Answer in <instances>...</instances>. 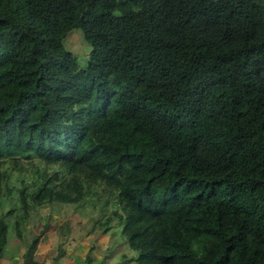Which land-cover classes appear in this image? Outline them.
Masks as SVG:
<instances>
[{
    "label": "trees",
    "instance_id": "16d2710c",
    "mask_svg": "<svg viewBox=\"0 0 264 264\" xmlns=\"http://www.w3.org/2000/svg\"><path fill=\"white\" fill-rule=\"evenodd\" d=\"M4 195L0 264L12 223L100 199L136 264H264V0H0Z\"/></svg>",
    "mask_w": 264,
    "mask_h": 264
},
{
    "label": "rangeland",
    "instance_id": "374dc122",
    "mask_svg": "<svg viewBox=\"0 0 264 264\" xmlns=\"http://www.w3.org/2000/svg\"><path fill=\"white\" fill-rule=\"evenodd\" d=\"M66 45L76 54L79 62L84 65L90 47L83 31L81 29L72 30L66 39ZM21 165L20 171H11V177L8 181L13 196L11 204H19L18 188L24 185H32L36 178L33 174L37 167L46 168L45 164L36 160L33 161V164L22 160ZM59 169L60 167L57 166L49 168V170ZM6 197L8 196L4 195L2 198L0 212L6 211L11 205L9 197L8 199ZM93 199L97 200V195ZM111 207H114L113 203L104 204L103 199H100L96 206L80 207L74 204H63L62 206L50 205L34 210L29 227L22 237L16 236L14 223L10 225V240L8 248L4 252L2 264H34L36 263L34 260L38 261L37 264H86L87 262L84 260L86 255L94 253L96 248L95 238L92 237L89 241V237L100 234L95 229L86 228L92 222L90 217L96 214L95 216L99 218L97 221H107ZM45 221L50 223V227L48 232L43 234V222ZM120 230L121 228L116 241L119 243L114 246L112 253H119L118 258L124 264H136L137 252L132 250L127 238L121 235ZM81 232L84 233L85 237H82ZM32 251L33 253L30 255ZM74 254H80L79 259L71 256ZM90 257L93 258L92 255Z\"/></svg>",
    "mask_w": 264,
    "mask_h": 264
},
{
    "label": "crops",
    "instance_id": "0c3cea01",
    "mask_svg": "<svg viewBox=\"0 0 264 264\" xmlns=\"http://www.w3.org/2000/svg\"><path fill=\"white\" fill-rule=\"evenodd\" d=\"M95 215L96 214H94L93 217H90L92 222L86 227L87 229H95L98 233L100 232V234L96 236L89 237V241H91L92 237H94L96 241V248L94 253L91 254L94 257L93 262L95 264H124L118 258L119 253H112L114 246L119 243L116 241L118 235H120L119 229L121 228V225L119 224L118 220L115 219L112 221H97L99 218H97ZM81 233L83 236L84 233Z\"/></svg>",
    "mask_w": 264,
    "mask_h": 264
}]
</instances>
